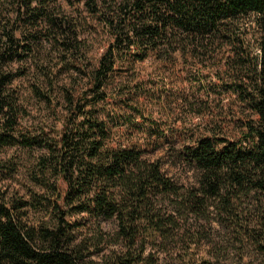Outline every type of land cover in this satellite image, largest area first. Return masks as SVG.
Instances as JSON below:
<instances>
[{
  "label": "trees",
  "instance_id": "trees-1",
  "mask_svg": "<svg viewBox=\"0 0 264 264\" xmlns=\"http://www.w3.org/2000/svg\"><path fill=\"white\" fill-rule=\"evenodd\" d=\"M58 1L0 0V176L19 172L6 149L30 155L21 190L0 192V264H167L212 214L264 256V0ZM28 78L55 137L21 129ZM179 139L190 186L148 155ZM197 240L182 264H209Z\"/></svg>",
  "mask_w": 264,
  "mask_h": 264
},
{
  "label": "rangeland",
  "instance_id": "rangeland-1",
  "mask_svg": "<svg viewBox=\"0 0 264 264\" xmlns=\"http://www.w3.org/2000/svg\"><path fill=\"white\" fill-rule=\"evenodd\" d=\"M57 6H61L63 10L71 12V6L64 0H59ZM102 49L93 51L92 62L100 56ZM30 78L15 82V86L21 90L22 97L25 99L27 114L20 122L21 129L30 132L32 135H38L39 131L44 127L48 130L53 124V130H48L52 137L58 135L61 129V121L54 122L50 117L52 112L48 111L47 106L34 98L30 92ZM174 120V119H173ZM179 123V121L177 122ZM179 125V124H178ZM177 150L175 153L168 147L148 154L151 160H157L161 163L162 170L175 181L186 186L193 185L196 181L197 172L194 169L183 164L178 158V152L183 149V140L179 139L175 145ZM16 159L19 162V172L10 179H3L0 176V192L11 193L12 191H20L21 187L27 182V170L30 163V155L23 149H6L1 158ZM260 210L258 206L252 208L254 213ZM94 220L88 221V225L83 230L84 235H91L90 226ZM100 226L107 232L113 233L116 230V221L114 219L103 221L100 220ZM96 225V224H95ZM190 237V238H189ZM198 238L195 246L192 247L195 259H206L209 264H264V256L258 251L253 242L248 239H241L233 231L231 227L220 222V219L212 214L210 219L190 218L182 227L176 241H170L167 249L160 251L165 256L168 264H182L180 255L185 251V240ZM115 245L105 248L101 253H95L91 259L95 262L102 261L105 255H109Z\"/></svg>",
  "mask_w": 264,
  "mask_h": 264
}]
</instances>
